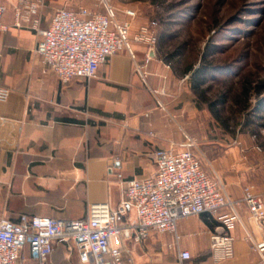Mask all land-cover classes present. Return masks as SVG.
Returning a JSON list of instances; mask_svg holds the SVG:
<instances>
[{
    "label": "crops",
    "instance_id": "0c3cea01",
    "mask_svg": "<svg viewBox=\"0 0 264 264\" xmlns=\"http://www.w3.org/2000/svg\"><path fill=\"white\" fill-rule=\"evenodd\" d=\"M59 1L45 0L37 14L39 29L49 25L59 7L80 17L106 13L98 0H65L64 6ZM17 2L0 0L8 26L0 32V86L9 89L8 98L0 101V217L82 218L87 205L96 202H108L115 210L124 199V181L152 175L154 151L186 139L185 92L171 87L172 72L155 51L145 62L146 47L139 43H132L137 52L133 59L119 51L90 81L75 78L61 83L36 52L39 30L27 21L14 25ZM108 3L116 22L127 19V8L113 7L112 0ZM144 23L133 18L131 31ZM223 159L231 167L234 164L229 157ZM242 184L237 176L228 180L227 195L240 199ZM257 192L264 198V188ZM236 211L240 221L231 229L234 254L221 264H254L258 256L246 235L258 237L260 232L245 205H238ZM228 212L223 206L215 215L179 219L177 242L172 232L151 231L141 244L123 237L115 244L133 264H179L178 250L190 254L182 264H212L209 236ZM135 218L133 207L127 205L118 224L128 226ZM21 264H37L27 246ZM48 264H80L74 244L54 241Z\"/></svg>",
    "mask_w": 264,
    "mask_h": 264
},
{
    "label": "built area",
    "instance_id": "2783aa9c",
    "mask_svg": "<svg viewBox=\"0 0 264 264\" xmlns=\"http://www.w3.org/2000/svg\"><path fill=\"white\" fill-rule=\"evenodd\" d=\"M106 13L80 17L67 7L53 12L49 25L39 29V9L45 0H18L14 7V25L22 21L39 30L41 39L36 52L61 83L72 79L86 82L96 76L100 66L119 51L132 59V43L146 47L145 62L154 51L156 21L141 24L131 33V19L135 12L126 9L127 19L116 22L109 0H98ZM5 6L0 4V32L8 29L3 22ZM140 70V66H136ZM9 89L0 86V101L8 98ZM194 143L186 136L179 143L154 151L155 172L144 178L124 181V199L113 210L108 202L89 203L82 218H56L47 215L22 214L17 221L0 217V264H21L25 246L37 264H48L54 241L74 244L80 264H133L132 258L124 259L121 246L115 240L130 238L135 244L147 240L151 231L172 232L175 241L176 223L191 215H215L220 207L229 212L221 219L209 236L212 264H221L233 257L234 236L231 229L240 221L236 207L245 205L249 220L260 232L258 237L246 235L258 259L254 264H264V198L253 186H245L240 199H231L223 186L212 178L192 151ZM111 172V168H109ZM121 175H117L120 178ZM130 205L135 211L134 223L122 227L119 215ZM178 262L190 258L186 250H178Z\"/></svg>",
    "mask_w": 264,
    "mask_h": 264
},
{
    "label": "rangeland",
    "instance_id": "374dc122",
    "mask_svg": "<svg viewBox=\"0 0 264 264\" xmlns=\"http://www.w3.org/2000/svg\"><path fill=\"white\" fill-rule=\"evenodd\" d=\"M112 1L113 7L133 10L135 20L156 21L154 51L159 43L163 56L172 55L171 61L165 62L171 72L178 61L192 63L194 67L200 63L209 66L212 73L206 76L200 90L215 102L214 109L220 118L192 93L187 75L181 81L172 73L171 87L185 92L187 115L183 120L187 136L194 143L192 151L206 173L224 189L227 181L237 176L242 179V192L245 186L262 190L264 0ZM65 2L60 0L58 4L64 6ZM132 49L137 56L133 44ZM242 85L250 88L245 110H239L238 103ZM223 96L225 103L220 105L217 102ZM222 121H226V126ZM223 157H229L234 163L232 167Z\"/></svg>",
    "mask_w": 264,
    "mask_h": 264
},
{
    "label": "trees",
    "instance_id": "16d2710c",
    "mask_svg": "<svg viewBox=\"0 0 264 264\" xmlns=\"http://www.w3.org/2000/svg\"><path fill=\"white\" fill-rule=\"evenodd\" d=\"M161 50V44L158 43L157 47H156V54L157 56H159L164 62H170L171 61V57L172 55L168 54V55H162L160 53ZM173 68V74L176 75L179 78H182L184 76L187 75V77L189 78L190 81V88L192 90V93L201 101L206 102L208 109L210 111V113L214 114V116L216 118H220L217 111H215L214 109V105L215 102L213 101H209L206 98V93L204 90H200V87L206 83V76L210 75L211 70L209 68V66L200 63L199 66L194 67L192 65V63H188V62H183V63H179V61L174 64L172 66ZM241 97L238 98V104L239 105V110H245L247 109L245 100L249 97L250 95V88L246 85H242V89H241ZM225 97L223 96L222 99H220L219 102H217L220 105H223L225 103ZM223 125L226 126V121H222Z\"/></svg>",
    "mask_w": 264,
    "mask_h": 264
}]
</instances>
